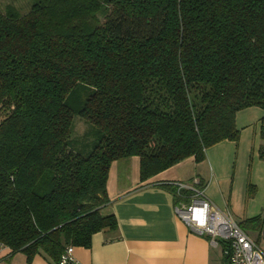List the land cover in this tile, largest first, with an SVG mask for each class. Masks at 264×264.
Wrapping results in <instances>:
<instances>
[{
	"label": "trees",
	"instance_id": "trees-1",
	"mask_svg": "<svg viewBox=\"0 0 264 264\" xmlns=\"http://www.w3.org/2000/svg\"><path fill=\"white\" fill-rule=\"evenodd\" d=\"M6 2L0 252L9 256L57 264L66 247L89 248L117 228L102 213L113 162L138 157L142 182L201 163L239 140V111H264V0ZM76 117L92 127L85 149L72 146ZM177 184L164 187L175 207L188 205L193 192ZM239 226L264 236V216Z\"/></svg>",
	"mask_w": 264,
	"mask_h": 264
},
{
	"label": "crops",
	"instance_id": "crops-1",
	"mask_svg": "<svg viewBox=\"0 0 264 264\" xmlns=\"http://www.w3.org/2000/svg\"><path fill=\"white\" fill-rule=\"evenodd\" d=\"M241 116L253 117L260 125L264 111L255 107L239 111L240 140L207 149L201 163L189 158L142 182L138 157L113 162L106 182L109 203L102 213L113 214L117 228L95 234L89 248L74 247L75 260L80 264H226V246H212L209 237L178 219L173 195L164 186H189L198 178L204 196L219 210H227L238 224L264 216V152H255V131L249 132L243 124L238 127ZM9 253L8 249L0 252L4 260L0 264H28L23 254ZM30 264L52 263L36 256Z\"/></svg>",
	"mask_w": 264,
	"mask_h": 264
},
{
	"label": "built area",
	"instance_id": "built-area-1",
	"mask_svg": "<svg viewBox=\"0 0 264 264\" xmlns=\"http://www.w3.org/2000/svg\"><path fill=\"white\" fill-rule=\"evenodd\" d=\"M194 178L191 185L177 184L179 189H188L193 196L188 205L175 207L178 219L200 236L210 238V244L226 246L227 264H264V251L247 232L242 230L227 210H219L197 188ZM74 247L68 246L59 256L57 264H80L74 258Z\"/></svg>",
	"mask_w": 264,
	"mask_h": 264
},
{
	"label": "rangeland",
	"instance_id": "rangeland-1",
	"mask_svg": "<svg viewBox=\"0 0 264 264\" xmlns=\"http://www.w3.org/2000/svg\"><path fill=\"white\" fill-rule=\"evenodd\" d=\"M3 2H6V0H2ZM7 3V2H6ZM81 98H84L86 96V93L80 92ZM253 117H246L241 116L238 121V127H242L244 129H249V132L252 131L258 134L257 139V145L255 148V152H264V116H259V120L261 121V124L257 125V122H253ZM258 119V118H257ZM243 124V125H242ZM242 125V126H241ZM88 128H92L90 125L84 123L82 120L78 119L77 117L74 119L73 122V128H72V146L76 149H80L84 147L86 148L88 144H91V141H93L95 138L92 135L83 136V134H86ZM240 140V136H239ZM238 140V141H239ZM237 141V142H238ZM254 240H259L260 248L262 251H264V236L258 235V232L249 231L247 232Z\"/></svg>",
	"mask_w": 264,
	"mask_h": 264
}]
</instances>
